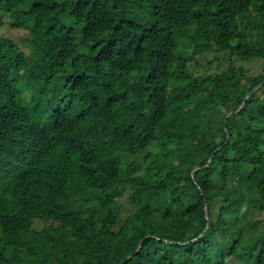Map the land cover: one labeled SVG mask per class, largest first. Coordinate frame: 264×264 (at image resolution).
<instances>
[{
    "label": "trees",
    "instance_id": "trees-1",
    "mask_svg": "<svg viewBox=\"0 0 264 264\" xmlns=\"http://www.w3.org/2000/svg\"><path fill=\"white\" fill-rule=\"evenodd\" d=\"M2 15L0 264H264V75L190 68L264 60V0Z\"/></svg>",
    "mask_w": 264,
    "mask_h": 264
},
{
    "label": "rangeland",
    "instance_id": "rangeland-1",
    "mask_svg": "<svg viewBox=\"0 0 264 264\" xmlns=\"http://www.w3.org/2000/svg\"><path fill=\"white\" fill-rule=\"evenodd\" d=\"M2 18L5 22V25L0 30V34L14 39L21 45L22 48H26V40L28 38V33L23 29H16L15 27H13L14 21L9 16L2 15ZM209 57H213L214 59V54L210 55ZM232 61L234 66L246 69L247 76L249 78H256L260 75H264V60L255 59L248 62H242L240 59L232 58L227 54L219 55L218 59H215L212 63V66H208L207 61L199 57L195 62L190 65V68L196 73V75H203L207 69H210L212 72L216 70H226L228 69ZM137 172H140V170H138ZM128 203L129 201L126 195L119 201V204L121 208H123V214L125 216L131 211V207Z\"/></svg>",
    "mask_w": 264,
    "mask_h": 264
},
{
    "label": "water",
    "instance_id": "water-1",
    "mask_svg": "<svg viewBox=\"0 0 264 264\" xmlns=\"http://www.w3.org/2000/svg\"><path fill=\"white\" fill-rule=\"evenodd\" d=\"M255 91H256V89H255L252 93H254ZM252 93H251V94H252ZM251 94H249V95L247 96V98H248Z\"/></svg>",
    "mask_w": 264,
    "mask_h": 264
}]
</instances>
